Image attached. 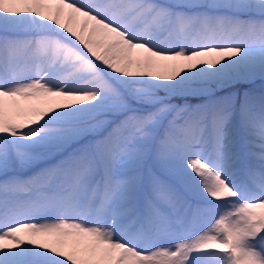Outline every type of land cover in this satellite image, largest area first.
I'll use <instances>...</instances> for the list:
<instances>
[{
    "label": "snow or ice",
    "instance_id": "6c2138e0",
    "mask_svg": "<svg viewBox=\"0 0 264 264\" xmlns=\"http://www.w3.org/2000/svg\"><path fill=\"white\" fill-rule=\"evenodd\" d=\"M257 78L264 0H0V264H264Z\"/></svg>",
    "mask_w": 264,
    "mask_h": 264
},
{
    "label": "rangeland",
    "instance_id": "374dc122",
    "mask_svg": "<svg viewBox=\"0 0 264 264\" xmlns=\"http://www.w3.org/2000/svg\"><path fill=\"white\" fill-rule=\"evenodd\" d=\"M251 84H254L255 86H257V89H255V90H249V91H251V92H253L255 94H259L261 92H264V80H261V79L257 78ZM244 89H246V88H244ZM236 90H237V88L233 89V91H236ZM242 91H240V92H242ZM172 102H174V103H181L182 101H180V100H173ZM190 102L191 103H196L195 100H192ZM210 215L211 214L205 213L203 219L197 224V227H206L207 226L206 221L209 219V216Z\"/></svg>",
    "mask_w": 264,
    "mask_h": 264
}]
</instances>
